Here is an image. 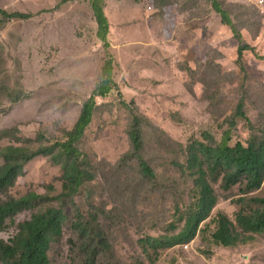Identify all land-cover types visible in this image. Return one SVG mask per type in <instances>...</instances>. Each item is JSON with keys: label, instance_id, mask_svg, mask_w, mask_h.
Instances as JSON below:
<instances>
[{"label": "rangeland", "instance_id": "rangeland-1", "mask_svg": "<svg viewBox=\"0 0 264 264\" xmlns=\"http://www.w3.org/2000/svg\"><path fill=\"white\" fill-rule=\"evenodd\" d=\"M229 1L250 7L242 15L245 24L237 21L253 47L244 71L236 65L233 32L202 0H191L181 26L173 30L174 46L154 39L151 17L157 9L147 5L152 0H105L107 48L98 37L92 0H0V9L30 15L0 24V134L18 128L23 139L40 132L62 138L106 71L112 79L108 96L97 98L84 142L96 178L64 206L69 221L50 251L52 264L88 263L84 242L94 235L85 239L74 226L81 216L105 241L97 240L95 264H264V235L236 248L213 244L212 221L219 213L232 218L240 195L239 186L224 191L220 182L211 181L217 204L188 245L161 252L155 260L154 251L140 244L146 236L170 233L177 209L183 212L193 200V177L177 173L173 158L186 163L187 147L207 131L217 143L229 129L231 145L246 139L248 123L237 115L239 106L254 125L264 127V0ZM135 117L157 178L142 175L136 160L124 162L129 145L123 139ZM14 137L4 135L0 145L15 143ZM62 173L61 165L38 157L10 196L30 190L58 196ZM31 215L20 214L16 225ZM14 234L15 227L0 232V240Z\"/></svg>", "mask_w": 264, "mask_h": 264}, {"label": "trees", "instance_id": "trees-1", "mask_svg": "<svg viewBox=\"0 0 264 264\" xmlns=\"http://www.w3.org/2000/svg\"><path fill=\"white\" fill-rule=\"evenodd\" d=\"M190 2L191 0H152L147 4L149 10L157 9L151 17V28L154 39L159 44L178 41L173 38V30L176 26H181L180 21L188 14ZM202 2L214 10L221 23L233 32L238 41L236 65H240L241 71H244L246 53L252 46L246 41L242 31H238L237 21L245 24L246 18L242 15L250 7L243 2L232 3L229 0ZM92 7L99 25L98 37L107 48L110 24L105 13V0H92ZM0 16H3L0 24L7 20L11 22L30 17L24 13H9L4 9H0ZM106 74L108 76L103 75L92 96L85 102L77 122L62 131H65L62 138L40 132L36 138L23 139V136H19L18 128L7 129L0 134V140L4 135L9 137L13 134V140L16 141L6 146L0 145V159L4 160L0 165V232L15 227V234L9 241L0 240V264H52L50 251L53 244L65 235L69 221L64 206L96 178L95 165L84 148V142L95 121L97 98L105 99L111 91L109 70ZM237 115L248 123L246 139L231 145L233 137L229 129L230 132H225L221 142L217 143L213 133L207 131L203 140L194 139L187 147L186 163L181 161L180 156L173 158L172 167H175L177 173L184 175L188 172L193 177V200L183 212L180 213L177 209L178 219L175 224L169 225L170 233L146 236L140 240L146 252L154 251L155 260L161 252L182 248L196 237L201 223L210 216L217 204L211 181L220 182L224 191L240 187V195L234 201L237 211L233 217L219 213L212 221L214 228L210 238L213 244L223 248H236L252 243L258 236L264 235V192H261L264 188V127L254 125L245 117L241 106L237 108ZM123 142L129 145L128 150L123 153L124 162L136 160L142 175L148 179L157 178V173L143 150L137 117ZM38 157L49 158L53 163L61 165V194L53 196L44 190H30L18 196H10L25 174L28 164ZM27 211L32 212L31 217L16 225L17 217ZM74 226L85 239L94 235V239L85 240L84 248L90 254L87 264H95L100 251L97 240L100 244L105 242L102 233H94L95 227L91 223L85 224L82 216ZM210 228L211 223L203 230L204 238L209 234Z\"/></svg>", "mask_w": 264, "mask_h": 264}, {"label": "clouds", "instance_id": "clouds-1", "mask_svg": "<svg viewBox=\"0 0 264 264\" xmlns=\"http://www.w3.org/2000/svg\"><path fill=\"white\" fill-rule=\"evenodd\" d=\"M178 42V41H177ZM175 43V42H174ZM173 45V44H172ZM174 46V45H173Z\"/></svg>", "mask_w": 264, "mask_h": 264}]
</instances>
